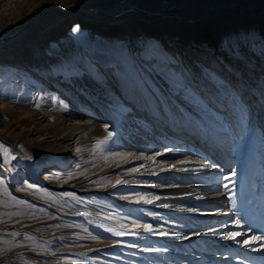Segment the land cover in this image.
<instances>
[{"label": "rangeland", "instance_id": "rangeland-1", "mask_svg": "<svg viewBox=\"0 0 264 264\" xmlns=\"http://www.w3.org/2000/svg\"><path fill=\"white\" fill-rule=\"evenodd\" d=\"M15 1L0 0V38L23 35L32 56L65 57L70 66L63 84L55 79L53 85L47 74L0 58V145L15 157L5 163L0 150V264H264V37L250 35L258 27L251 24L248 30L230 34L233 56L223 45L220 24L201 19L211 7L195 9L201 1L29 0L23 6ZM238 1L248 15L264 8L262 0ZM127 5L150 14L125 13L126 18L138 16V21L168 14L197 18L202 35L189 49L198 52L203 64L212 65L206 72L215 76L202 73L206 82L216 86L218 73L228 82L220 86L217 81L220 91L233 92V118L211 91L195 85L193 73L183 70V51L176 57L166 52L174 41L172 32L150 40V33L124 29L115 25L116 16L102 17L90 8L110 12ZM255 43H261L262 54L250 51L251 68L236 49ZM111 69H116L115 75L108 74ZM73 74L89 90L75 93L79 80ZM247 86L252 92L246 93ZM187 91L191 94L186 97ZM243 93L250 97L243 100ZM197 102L200 108H195ZM174 111L183 118L180 122ZM212 114L220 115L219 124L226 126L222 154L228 158H219L221 152L203 120ZM145 116L158 123L159 134L141 127ZM86 118L96 126H61ZM173 123L187 136L176 138L174 145L165 134ZM54 138L69 146L64 163L46 162L54 157L55 144H49ZM199 140L210 144L200 146ZM185 149L187 157L200 155L211 169L200 174L194 167L171 168ZM215 191L228 197L230 221L196 213L200 203H190L192 194ZM236 233V242L224 238ZM257 237L261 239L254 242Z\"/></svg>", "mask_w": 264, "mask_h": 264}, {"label": "bare ground", "instance_id": "bare-ground-1", "mask_svg": "<svg viewBox=\"0 0 264 264\" xmlns=\"http://www.w3.org/2000/svg\"><path fill=\"white\" fill-rule=\"evenodd\" d=\"M141 1L149 2L148 0H141ZM197 1L198 2L201 1V2L196 3L195 9H198L200 6L211 7L210 9H207L208 12L201 19H205V17H207L210 19L209 20L210 22H215L217 24H220V26H221L220 35H221V37L225 38V41H223V45L224 44L228 45L229 51L231 53L232 52L234 53L233 56H235L236 53L234 52V48L229 47V45L233 42L229 39L232 35L234 36L235 33L238 34L237 29L240 28V29H242V31H245V30L250 29L251 24H254L255 27L256 26L258 27L257 31L250 32V35L251 36L254 35V38H256V39L260 35H262L264 37V8L263 9H257L252 14L248 15L245 12L247 8L245 7V5L243 4L242 1H238V0H229V1L228 0H215L213 4H211L209 2L210 0H197ZM262 1H264V0H262ZM15 2L19 3L18 5L22 4V6H23V5H26L29 2V0H17ZM236 2L239 3V5ZM9 5L10 4L8 3L7 6H9ZM234 6L237 9H235ZM226 7H228L227 10H229V8H230V11L226 12V10H225ZM70 8H73V7H70ZM70 8H68V9H70ZM96 9H98V8L91 7V12H95L97 14H100V15H102V17L112 16L114 18L116 16L114 18V21L117 22L118 24H115V25L121 26L124 29L131 27L133 29V31L136 29L137 33L144 34V32H147V33H150V35L153 33L151 36L146 35V37L148 39L151 38L150 40H152L153 39L152 37H155V35L157 37H162V36H164V34H168V32H172L174 41L171 43H168L169 47L166 48V52L168 54H170L171 56L176 57L178 54V50L183 51L186 54V56L179 59L180 62L183 61V67H182L183 70L187 69L188 72L193 73V81L195 80L194 81L195 85L201 86L205 90V93L206 92L210 93V91H211L213 93V95H215V97H217L220 105L224 108L225 112L231 118H233L232 112L235 111V104H234L233 99H232L233 98V92H230V91L222 92V91H220L219 90L220 87L218 86L217 81H219V80L221 81V84H219L220 86L227 84L228 82L227 81L225 82L223 75L218 73L217 75L219 78L218 77L217 78L219 80H217L215 82L212 81L214 85L217 84L216 86H213V87L218 88V89H215L216 91H214V88L210 85V83L208 81L206 82L202 78V73H205L206 70L211 68L212 65L210 63L208 65L203 64L204 63L203 58L198 56V52L189 49V48H191V43L199 40L200 35H202L201 32H199V29L196 27L197 18H193L192 15H185L182 17L175 16L172 14H168L171 17L170 16L165 17V16H161V15H155V16H153L152 19H150L149 22H146V21H138V16H134L132 18H126L125 13H127L128 11H131V10L132 11L135 10L134 12L136 14L141 13L142 15H150V14L146 13L144 10H141L140 8H137L135 6H130V7H129V5L117 6L114 9H112L110 12H107V11L99 8L100 10L103 11V13L100 11H97ZM230 16H232V17H230ZM229 18L234 19L230 23V26L227 24L228 23L227 21L229 20ZM165 24H168V26L164 27ZM229 27H230V29L233 28V29H231L232 30L231 33H230V31L228 32ZM150 29H155V30H154V32L151 33ZM210 30H212V29H210ZM155 31H157L158 33H156ZM19 32H21V31H19ZM15 33H17V32H15ZM22 33H23V31L19 35H21ZM230 34H232V35H230ZM209 36L213 37L211 34H209ZM251 36H249L250 40H251ZM41 37L43 38V35ZM254 38H253V43H254ZM0 39H2L0 41V58L9 59L10 62L13 64L26 65L27 68H29L30 70L32 69L36 72L38 71L41 74H47V77L52 79L53 85H54L55 79L62 81V84H63V80L68 75L65 73V70L70 66L69 59L63 57L60 60H52V59L46 60V59H42V58L39 59L35 56H32V54L28 51L27 47L24 46L23 41L25 39V36H23V35L16 37L15 34H13V36H10V34H7L6 38L3 37ZM239 39L240 38L238 37L236 40H239ZM236 40H234V41H236ZM263 40H264V38H262L261 43H264ZM136 42L139 43L138 36H136ZM261 43H259V45H257L258 43H255L254 45L257 47H254V45L252 47L246 46V45H241L239 48L236 49V52H238V53L242 50L243 53L241 55L243 56V60L247 64V66L252 68V65L254 64V58H253L252 54L250 53L251 50H254L259 55L262 54V51H260ZM9 47H17L16 48L17 50L14 52H11V53H7L5 51V49H7ZM2 48H3V50H2ZM114 66L116 67V65H114ZM115 71H116V69H111V70H109L108 74L109 75H115ZM211 72L212 71L210 70V72H209L210 74L208 72H206L205 74H207V76H210V75L215 76V74H211ZM49 74H51V76H48ZM74 78L79 80L80 76L78 74L77 75L75 74ZM203 82L207 84L209 91ZM87 86L88 85L86 83H83L81 80L76 81L75 87L73 88V91H74V89L77 88V92H75V93L79 92L81 94L82 92L89 90L87 88ZM167 88L170 89V87H167ZM246 90H247L246 93L252 92L250 86H247ZM246 93H243V95H240L243 100H245L246 98L248 99V97H250ZM190 94L191 93L189 91H187L185 93V96L187 97ZM174 98H176L178 101H181V99L183 100L182 97H178V96H176ZM171 100H173V97H171ZM77 102H78L77 104H79V105L82 104L81 103L82 101L81 102L77 101ZM198 102L194 105L195 108H197V107L200 108ZM171 104L173 107L175 105L177 106V104H175L174 102H171ZM179 108L180 107L178 105V109ZM195 108H192L191 110L194 111ZM243 111H247V109L244 108ZM206 112L208 115H210L209 110H207ZM178 113H179L178 111L173 112L174 116L177 117V119L180 122V119H183V118L180 117V115L178 116L177 115ZM195 113H199V111L195 110ZM243 114H244V112H243ZM145 118H147L145 120V122L141 121L142 122L141 127L143 125L147 129H149V132H152V134H159L160 133V126L158 125V123L155 122L154 120L150 119V117L145 116ZM221 118L222 117L220 115H213L210 117H205V118H203V120H205L206 126H208L211 129L210 131H211V134L213 137L212 142L217 144V150L221 152L219 155V158L224 159L225 157H227V154L226 155L224 153L222 154V152H226V146L227 145H226L224 138L227 136V134H226V130H225L226 126L219 124V122L221 121ZM148 119H150V121H148ZM232 121H233V126L235 127V129L237 131V124L235 123L234 120H232ZM43 122H44V120H43ZM135 122H136V124L140 123V121H138L137 119H135ZM61 126H62V128H66V129L72 128L75 130L76 128L77 129L79 128V130H81V129L89 128L92 126H96V124L92 118H86V120H83L74 126H67L65 124V122H62ZM197 129H200V127L197 126ZM165 134L167 135V138L171 140L172 145H174L176 143V138L178 140L180 138L184 139V140L187 138V136L183 135V132H181V131L179 132V130H177L174 123H173L172 127L167 126V128H165ZM148 137H149V135H147V138ZM163 138H165V137H163ZM54 140H55V138L52 140L53 142H49V144H55L53 151L51 152L54 157H53V159H48V161H46V162L47 163H52V162L64 163V161L69 159V152H68L69 146H63V143L61 144V143H59V141H57V140L54 141ZM149 140H151L152 142L156 141V139H154V137L150 138ZM203 141L204 140H201V141L199 140L200 146H202V145L204 146V144L206 143L207 147H208L210 142L203 143ZM57 143H59V144H57ZM40 144H38V146H40ZM46 144L48 146V143H46ZM187 153H188V151L186 149L182 150V156L183 157L180 156L181 157L180 160L177 163H175V165L172 164V166H175V167L171 166V168L179 167V169H186V168L189 169V168L194 167V168L198 169L199 172H201L200 174H204V172L211 169V167L207 168L206 160H204L202 157H200V155H194L192 157H187ZM219 164H222V162L221 163L219 162ZM221 173H222V171H221ZM191 198L192 199H190L191 200L190 203L194 202L195 205H196V203H200V205L198 206L199 210L196 213H200V212L202 214L206 213V215H212V217L216 215L215 216L216 219H220V220L227 219L230 221V218L232 216V211H231L230 207L228 206V197L223 195V192L215 191V192H212L210 195H208L204 192H201V193H197L195 195L192 194ZM188 208L189 207H186V209H188ZM193 213L196 214L195 212H193ZM198 216L199 215H196L195 217H198ZM215 217H214V219H215ZM202 234H203V232H202Z\"/></svg>", "mask_w": 264, "mask_h": 264}, {"label": "snow or ice", "instance_id": "snow-or-ice-1", "mask_svg": "<svg viewBox=\"0 0 264 264\" xmlns=\"http://www.w3.org/2000/svg\"><path fill=\"white\" fill-rule=\"evenodd\" d=\"M75 30H78V29H74V31H75ZM36 106L39 107L40 105L37 104ZM106 127H107V126H106ZM111 136H112V133L109 132V137H111ZM0 150H2V152H3V155H4V162H5V163H9V164H10L11 160H12V159H15V157L12 156L11 153L7 150V148L4 147L3 145H0ZM161 154H163V153H161ZM173 167H175V166H173ZM232 175L235 176V173H232ZM224 179H225V180H228L229 177L225 176ZM0 183H3V181L0 180ZM117 183H120V181H117ZM224 188L227 190V189H228V184H225V185H224ZM66 195H71V194H66ZM156 199H159V197H156ZM146 202H147V203H151L152 201H146ZM162 206L167 207V205H162ZM235 223H236L237 225H239V220H236ZM146 230L149 231V232L154 231V230L151 228V226H146ZM116 234L119 235V234H121V233H116ZM160 234H161V235H166V233H160ZM194 234L199 235V233H194ZM238 235H239V233H236L235 235L226 236V237H224V238H225V239L232 240L233 242H236V239H237V236H238ZM186 238H187V237H186ZM260 239H261V238H259V237L254 238V242H256V241H258V240H260ZM240 243H241V244H244V243H246V240H241ZM261 246L264 247V245H261ZM92 251H96V252H98V251H100V250H99V249H93Z\"/></svg>", "mask_w": 264, "mask_h": 264}, {"label": "water", "instance_id": "water-1", "mask_svg": "<svg viewBox=\"0 0 264 264\" xmlns=\"http://www.w3.org/2000/svg\"><path fill=\"white\" fill-rule=\"evenodd\" d=\"M90 8H91V7H90ZM96 10H97V11H100V12H102V13H103V11H102V10H100L99 8H98V9H96ZM172 15L178 16V15H176V14H172ZM20 31L22 32V31H24V29H21Z\"/></svg>", "mask_w": 264, "mask_h": 264}]
</instances>
